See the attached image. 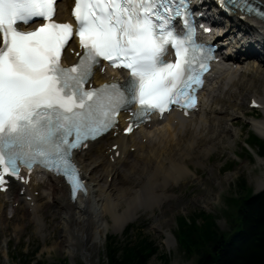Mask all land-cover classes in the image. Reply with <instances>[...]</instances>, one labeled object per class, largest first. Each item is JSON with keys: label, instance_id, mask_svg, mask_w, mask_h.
Here are the masks:
<instances>
[{"label": "snow or ice", "instance_id": "snow-or-ice-1", "mask_svg": "<svg viewBox=\"0 0 264 264\" xmlns=\"http://www.w3.org/2000/svg\"><path fill=\"white\" fill-rule=\"evenodd\" d=\"M56 2L0 0V182L5 175L19 178L21 165L41 164L64 175L75 193L83 183L73 151L114 127L126 105H140L133 112L137 127L172 105L195 107L194 85L203 84L211 57L191 31L183 38L175 31L173 20L186 14L188 0H75L83 52L65 67L61 57L74 29L53 19ZM220 3L264 16L251 0ZM38 19L43 23L33 30L18 27ZM169 46L175 62L164 59ZM102 60L128 69V83L86 88L94 69L103 70Z\"/></svg>", "mask_w": 264, "mask_h": 264}, {"label": "bare ground", "instance_id": "bare-ground-1", "mask_svg": "<svg viewBox=\"0 0 264 264\" xmlns=\"http://www.w3.org/2000/svg\"><path fill=\"white\" fill-rule=\"evenodd\" d=\"M67 1L70 2V0L57 1V17L60 19L68 17ZM260 1L264 6V0ZM217 23L220 24V21ZM215 27H222L223 34L226 36L235 31L241 32L246 40L241 38L242 41L240 39L238 42L240 44L243 42L245 47L242 48H245L248 51V56H252V59L256 61L252 68L247 67L245 70L249 71L248 73L260 72L259 77L264 79L261 67V63L264 61V20L240 19L234 16V21L227 22L225 26L216 25ZM250 48L253 49L250 50ZM65 58L69 61L75 59L74 55L69 53L65 54ZM234 62L236 63L232 60L229 63L231 67ZM245 70L243 75H246L247 71ZM232 71L234 72L233 69ZM110 74L111 72L97 71L93 78L95 82H99L108 79ZM227 78L231 82L227 83ZM220 80V78L216 80L218 92L213 94L212 99V104H219L220 107H212L211 104L207 112L204 107L205 101H202L201 111L204 109V116L200 115L201 111H199L191 113L186 119L177 120L174 114H169L162 121H151L152 127L150 128L145 125L128 136L120 132L114 136L109 133L90 142L86 149L76 152V159L82 166L87 180L94 182L93 190L100 197L98 201L100 207L91 206L90 192L87 195L79 194L74 202L70 201L67 187L62 180L48 175L44 181L30 182L25 186L24 196L14 190L16 184L6 194L0 192V224L5 226L8 224V220L4 218V207L7 203L5 195H7L12 203L17 202V206L13 207L15 216L22 217L31 209L32 221L36 222L38 217H42L44 225L49 221L56 222V226L59 225L58 228L61 230V239L55 243V246L59 249L63 246L71 247L77 252L88 249L87 245L93 239L94 231L99 235L98 241H101V232L112 229L115 233H120L130 221L140 216L141 210L149 211L154 207H160V201L169 198L166 194L168 184L174 179H180L181 175L191 170L186 159L189 158L190 163V158L201 161L200 158L211 152L207 146L203 145L213 144L216 138L220 139L231 130L227 126V121L235 115V111L231 107L236 106L234 102H236V96L239 93L231 92L230 88L223 92V88L227 83L241 89L244 86L245 78L235 80L229 72V75L226 74ZM218 83L219 85H217ZM227 92L230 96L225 98ZM222 93L224 94L221 95ZM250 98L258 100L262 104L264 112V102L255 95ZM250 98L248 102H250ZM233 99H235L234 102ZM205 112L208 113L207 116ZM179 124L182 128L179 127ZM250 124L254 131L264 138V118L253 119ZM144 137H146V142L143 143ZM113 143L118 144L116 149L111 148ZM131 146H134V149L144 150H141V155L136 156L131 152ZM116 150H119L117 156H115ZM110 156L114 157L113 160ZM258 160L261 162V157ZM110 174L112 177L107 183V176ZM102 176L104 177L103 183L100 184ZM263 187L264 175L259 188ZM35 190L38 191L37 194L34 193ZM25 195H31V200H26ZM31 201H33L32 205ZM119 206L122 207L120 210L123 213L118 212L117 207ZM47 208H51L50 214L46 213ZM108 218L113 224L111 228L108 226L110 223ZM38 225L44 229V225L40 221L36 224V226ZM104 225L105 227L102 229Z\"/></svg>", "mask_w": 264, "mask_h": 264}, {"label": "rangeland", "instance_id": "rangeland-1", "mask_svg": "<svg viewBox=\"0 0 264 264\" xmlns=\"http://www.w3.org/2000/svg\"><path fill=\"white\" fill-rule=\"evenodd\" d=\"M250 58L248 56L247 60L234 63V65L236 64L233 69L234 72H230L231 77L235 80L245 78L244 86L240 89L235 85H228L227 83L231 82V80L227 78L228 82L223 88V92L230 88L231 92L239 93L236 96V102H234L235 99L232 100L234 105H236L231 107L235 111V115L227 121V126L231 130L220 139L216 138L213 144L208 145L207 143L203 145L207 146L211 152L200 158L201 161L196 160V158H190V163L189 158L186 159L191 170H188L189 172L185 170L186 174L181 175L180 179H177L178 181L174 179L168 184L169 189L167 188L166 194H168L169 198L161 200L160 207H154L153 210L149 211L141 210L140 216L130 221L120 233H115L112 229L101 232V241H98L99 235L94 231L93 239L87 245L88 249L77 252L71 247L63 246V249H59L55 246V243L61 239V230L58 228L59 225L56 226V222L49 221L44 225L42 217H38L36 222H33L29 217L22 219L23 217L14 216L10 219V213H8V219H10L8 225L6 228L0 229V264H9L11 256L22 252V246H26L29 251L39 247L38 258L44 259L49 264L64 258L70 264H107L104 248L106 239L109 236L118 238L125 243L127 240L135 243L138 238L146 237L148 241L152 242L153 247L156 248V251L152 252L148 257L146 264H162V259L159 257L162 252L168 253L169 264H196L195 256H186L182 248L178 247L175 235L179 218L181 216L188 217L194 212L204 210L214 215L219 231H228L232 218H230V214L235 212V209L228 201V197L241 194L238 185L239 179L243 177L247 187L253 192H258L264 188H259L264 175V157L259 156L256 145L254 143L249 145L247 140L249 133L264 139L254 131L250 124L253 119L264 118L263 108L251 109L247 105L249 98L253 95L264 102V79L259 77L261 75L260 72L248 73L249 71L245 70L247 67L252 68V65L256 62ZM261 65L264 72V61ZM244 70L247 71L245 72L246 75H243ZM225 76L220 79L222 80ZM217 92L216 83L212 84L204 92L207 112L212 104L213 96ZM226 95H224L225 98L230 96L228 92ZM211 106L220 107L219 104L214 103ZM207 112H205L206 116L208 115ZM245 112L247 113L245 114ZM141 153V150L134 152L136 156L141 155ZM259 157L262 159L261 162L258 160ZM101 178L100 184L103 183L104 177L102 176ZM110 178V176H107V183L110 182ZM88 184L91 206L100 207L98 203L100 197L93 190L94 182L88 181ZM120 208L122 207H117L118 212L123 213ZM50 211L51 208L46 213L50 214ZM226 211H229L230 214H226ZM108 220L110 222L109 218ZM39 221L43 223L44 229H42L41 225L36 226ZM112 225V222H110L108 226L111 228ZM104 227L105 225L102 229ZM17 228L19 229L15 230Z\"/></svg>", "mask_w": 264, "mask_h": 264}, {"label": "trees", "instance_id": "trees-1", "mask_svg": "<svg viewBox=\"0 0 264 264\" xmlns=\"http://www.w3.org/2000/svg\"><path fill=\"white\" fill-rule=\"evenodd\" d=\"M247 140L264 157V139L249 133ZM238 185L241 194L228 197L235 209L234 214L225 212L232 217L228 231H219L214 215L204 210L179 218L175 235L178 247L186 256H195L196 264H264V189L251 191L243 177ZM128 241L107 237L104 248L107 264H146L150 254L156 251L146 237L138 238L135 243ZM159 257L162 264H169L168 253L162 252ZM16 264L44 263L36 260L32 252L24 259H17ZM55 264L69 263L62 259Z\"/></svg>", "mask_w": 264, "mask_h": 264}]
</instances>
